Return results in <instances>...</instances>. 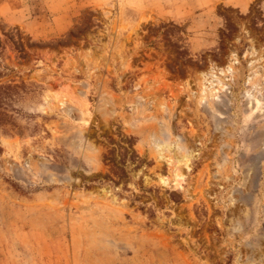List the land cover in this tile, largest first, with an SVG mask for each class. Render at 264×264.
<instances>
[{
    "label": "rangeland",
    "instance_id": "rangeland-1",
    "mask_svg": "<svg viewBox=\"0 0 264 264\" xmlns=\"http://www.w3.org/2000/svg\"><path fill=\"white\" fill-rule=\"evenodd\" d=\"M0 264H264V0H0Z\"/></svg>",
    "mask_w": 264,
    "mask_h": 264
}]
</instances>
